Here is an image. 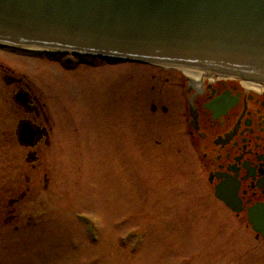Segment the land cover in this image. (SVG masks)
<instances>
[{
    "label": "rangeland",
    "instance_id": "rangeland-1",
    "mask_svg": "<svg viewBox=\"0 0 264 264\" xmlns=\"http://www.w3.org/2000/svg\"><path fill=\"white\" fill-rule=\"evenodd\" d=\"M71 59L0 47V65L53 87L43 92L56 121L43 158L52 186L20 223L0 224V264H264V243L208 186L181 114L184 73ZM10 143L5 168L9 156L25 166Z\"/></svg>",
    "mask_w": 264,
    "mask_h": 264
},
{
    "label": "flooded vegetation",
    "instance_id": "flooded-vegetation-1",
    "mask_svg": "<svg viewBox=\"0 0 264 264\" xmlns=\"http://www.w3.org/2000/svg\"><path fill=\"white\" fill-rule=\"evenodd\" d=\"M0 70V144L4 142L0 145V224L13 227L20 223L27 200L52 186L43 158L50 151L55 154L56 121L54 105L51 109L43 92L49 93L52 86L41 83L43 89L36 88L34 82L6 66L0 65ZM8 93L12 94L9 98ZM188 93L181 114L202 156L208 186L212 193L221 187L233 197L241 210L235 214L236 225L251 228L249 211L262 208L258 211L264 212V89L221 82L199 87L189 84ZM163 112L167 115V108ZM10 141L27 152L25 166L22 157L12 160L9 156L5 168L2 157Z\"/></svg>",
    "mask_w": 264,
    "mask_h": 264
},
{
    "label": "water",
    "instance_id": "water-1",
    "mask_svg": "<svg viewBox=\"0 0 264 264\" xmlns=\"http://www.w3.org/2000/svg\"><path fill=\"white\" fill-rule=\"evenodd\" d=\"M245 1L0 0V29L5 30L0 38L26 43L28 37L44 41L56 37L53 41L89 44L92 49L208 60L214 58L209 54L225 52L223 45L227 50L242 33L249 34L251 17L247 21L240 6ZM190 68L216 73L212 67ZM217 197L228 204L220 192ZM251 220L264 235V221L258 229L254 215Z\"/></svg>",
    "mask_w": 264,
    "mask_h": 264
},
{
    "label": "bare ground",
    "instance_id": "bare-ground-1",
    "mask_svg": "<svg viewBox=\"0 0 264 264\" xmlns=\"http://www.w3.org/2000/svg\"><path fill=\"white\" fill-rule=\"evenodd\" d=\"M36 49V48H34ZM41 49V48H39ZM184 72L186 75L194 80L196 84H199L204 80L205 76H213L215 73L212 72H207V71H202V70H197V69H191V68H184Z\"/></svg>",
    "mask_w": 264,
    "mask_h": 264
}]
</instances>
